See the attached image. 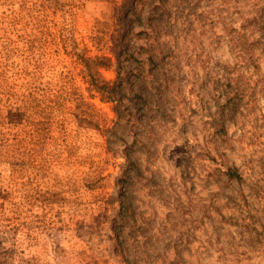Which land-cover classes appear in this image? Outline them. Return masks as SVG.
Segmentation results:
<instances>
[{
	"label": "rangeland",
	"instance_id": "obj_1",
	"mask_svg": "<svg viewBox=\"0 0 264 264\" xmlns=\"http://www.w3.org/2000/svg\"><path fill=\"white\" fill-rule=\"evenodd\" d=\"M122 5L0 0V264H264V0ZM119 36L115 115L73 51Z\"/></svg>",
	"mask_w": 264,
	"mask_h": 264
},
{
	"label": "trees",
	"instance_id": "obj_2",
	"mask_svg": "<svg viewBox=\"0 0 264 264\" xmlns=\"http://www.w3.org/2000/svg\"><path fill=\"white\" fill-rule=\"evenodd\" d=\"M114 2H117V4L118 2L119 4L121 3L123 4L122 10L126 13V16L128 13H130L137 20H140L136 10V0H119V1L114 0ZM157 9H158L157 5H154L152 7L151 9L152 14L149 17L150 21L152 19H156ZM252 19L253 20L256 19V16L253 15ZM125 38L126 37H124V39ZM118 40L119 42H115L112 44L111 54L91 55L88 53V50L84 48H79L78 50L73 51V56L76 58V63L80 65L81 79L86 84L87 90L89 92L97 93L101 101L112 103L113 111L115 115H118L123 99L122 87L125 80L122 72V62L124 59L127 60V58L125 57L127 54L126 51L127 44L125 43V41L123 40L121 41V36H119ZM111 67H113L115 76L112 80L105 79L102 76L100 69H107ZM221 107L222 108L226 107V104L223 103ZM86 120L88 121L89 124H93L95 128L100 129V125L98 124V122L96 121L92 122L89 119ZM220 134L222 138H224V136L226 135L224 126L221 127ZM5 144L6 142L4 141L3 143H0V158H1L0 160L5 161L6 163L11 162V164L13 165L16 164V166H19L20 163L18 161H15L13 158L7 155L8 147H5L4 146ZM3 158L6 160H3ZM125 159L127 161V167L126 170L123 172L122 176L120 177L121 181L124 180V177L130 176L128 170L134 168V167H129V164L132 163V161H130V158L128 156H125ZM224 175L227 180H235L239 182L242 179L236 167H227L226 171L224 172ZM123 188L125 187L123 186ZM120 194H121V200L119 202L117 213L112 220L111 228L115 237L116 250L120 251L122 254L123 251L122 248H124V243H123L124 238L122 237V233L125 226V217L127 214L126 212L128 210V206L125 205L123 199L125 193L121 191ZM122 255L124 256V253Z\"/></svg>",
	"mask_w": 264,
	"mask_h": 264
}]
</instances>
